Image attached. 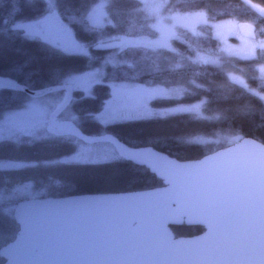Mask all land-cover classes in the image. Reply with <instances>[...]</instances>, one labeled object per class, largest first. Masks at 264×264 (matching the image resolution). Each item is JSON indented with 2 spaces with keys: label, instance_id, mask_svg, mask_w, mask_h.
<instances>
[{
  "label": "trees",
  "instance_id": "1",
  "mask_svg": "<svg viewBox=\"0 0 264 264\" xmlns=\"http://www.w3.org/2000/svg\"><path fill=\"white\" fill-rule=\"evenodd\" d=\"M52 1L56 14L77 39L88 44L90 53L66 52L49 40L13 27L47 14L51 9L47 0H0V74L30 88H41L64 83L73 74L82 75L105 64L102 79L75 89L68 106L82 131L109 132L130 146H153L180 160L200 158L225 146L212 142L221 135L249 136L264 143V47L251 57L225 54L211 24L223 19L247 20L256 24L257 35L264 37V15L257 14L244 0H167L164 10H204L208 22L200 25L199 33L178 29L171 47L131 45L110 62H104L107 50H94L92 46L112 36L157 35L141 0H104L109 18L104 26L91 25L87 17L99 0ZM251 1L264 7V0ZM200 52L223 61L196 60ZM117 82L178 85L183 91L180 96L157 97L152 102L157 106L198 102L200 113L180 111L101 123L95 115L112 95L121 92L115 86ZM28 98L22 91L0 89V117L23 106ZM75 149L71 136L52 135L31 142L0 140V160L27 162L0 168V188L31 181L35 187H44L46 196H66L133 191L163 184L145 166L119 156L95 162L58 160ZM18 228L12 212L0 207V247L15 237ZM171 228L176 236L204 230L200 225L186 224ZM3 261L0 256V264Z\"/></svg>",
  "mask_w": 264,
  "mask_h": 264
},
{
  "label": "water",
  "instance_id": "2",
  "mask_svg": "<svg viewBox=\"0 0 264 264\" xmlns=\"http://www.w3.org/2000/svg\"><path fill=\"white\" fill-rule=\"evenodd\" d=\"M260 16L264 7L244 0ZM43 33L64 32L62 21L43 18ZM255 38L256 24L237 23ZM120 40L94 50L120 47ZM0 89L40 97L63 91L46 130L86 143L108 142L119 157L145 166L163 184L123 192L41 196L19 200L15 237L0 247L1 264H264V143L243 136L200 158L180 160L153 146H130L109 132L89 134L58 119L74 96L72 81L30 88L0 74ZM204 230L176 236L173 225Z\"/></svg>",
  "mask_w": 264,
  "mask_h": 264
},
{
  "label": "rangeland",
  "instance_id": "3",
  "mask_svg": "<svg viewBox=\"0 0 264 264\" xmlns=\"http://www.w3.org/2000/svg\"><path fill=\"white\" fill-rule=\"evenodd\" d=\"M51 7L50 11L34 21H21L15 27H20L26 32L29 27H39L43 18H52L62 21L56 14L53 1L47 0ZM167 0H141L145 10L152 18V26L155 28L156 36L138 35L128 37L112 36L99 42L120 40L118 48L105 51L104 62L115 61L120 50L131 46L140 45L147 47H171L172 39L177 36L178 29L185 28L194 33H199V27L207 23V16L204 10L187 13L171 12L164 10ZM89 23L93 26H104L109 18L106 10V2L99 0L93 4L88 12ZM63 22V21H62ZM64 23V22H63ZM238 21L234 19H223L211 22L215 36L220 40L222 50L225 54H238L244 57L254 56L259 47H264V37L256 35L255 38L242 36L239 33ZM65 25V23H64ZM65 30L57 39L47 38L50 43L57 45L69 53L89 54L90 47L87 43L80 41L74 35L73 30L65 25ZM28 33V32H27ZM26 34V33H25ZM29 35V34H27ZM31 36V35H29ZM97 42V43H99ZM196 60L216 61L222 59L214 58L205 53H198ZM105 64L81 74L69 76L65 82L72 81L75 89H84L94 81L103 77ZM264 73V68H261ZM147 85V86H146ZM136 86L132 83L117 82L115 86L121 90L112 95L106 102L104 109L95 115L101 123L121 121L130 118H144L156 115H166L180 111H194L200 113V103L178 102L167 106H157L152 99L157 97H178L183 91L178 85L164 86L146 84ZM63 93L54 92L40 97H30L25 104L19 108L4 113L0 117V140L11 139L15 141H34L43 138H50L51 133L46 130L48 114L56 103L63 97ZM58 119H71L76 121L75 115L67 107ZM72 141L76 149L58 160L71 162H95L113 160L118 154L112 144L108 142L86 143L74 136ZM239 139L236 135L217 136L212 140L216 144L227 145ZM27 162L21 160H0V168H10L25 165ZM46 196L44 187H35L33 182L24 181L15 183L8 188H0V207L5 211L13 212L16 204L13 202L19 199Z\"/></svg>",
  "mask_w": 264,
  "mask_h": 264
},
{
  "label": "flooded vegetation",
  "instance_id": "4",
  "mask_svg": "<svg viewBox=\"0 0 264 264\" xmlns=\"http://www.w3.org/2000/svg\"><path fill=\"white\" fill-rule=\"evenodd\" d=\"M19 23H16V24H13V27H15V25H17ZM17 28H20V27H17ZM25 32V31H24ZM28 32V33H27ZM26 34H29L31 36H37V37H40V38H43V39H49V38H53V39H57L59 38L60 35H62L63 33L59 34V35H56V36H47L43 33V30H42V27H29L28 29H26Z\"/></svg>",
  "mask_w": 264,
  "mask_h": 264
}]
</instances>
